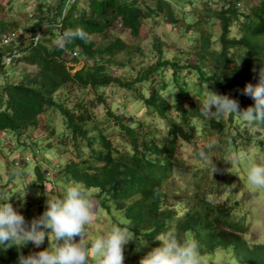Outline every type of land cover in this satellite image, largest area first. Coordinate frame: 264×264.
Returning a JSON list of instances; mask_svg holds the SVG:
<instances>
[{
	"label": "trees",
	"instance_id": "1",
	"mask_svg": "<svg viewBox=\"0 0 264 264\" xmlns=\"http://www.w3.org/2000/svg\"><path fill=\"white\" fill-rule=\"evenodd\" d=\"M90 1L89 8L85 9L77 1L61 0L51 17L40 6L34 26L23 31L8 32L5 25L0 27V39L15 36L12 46L0 48V77L6 78L0 83V131L12 136L15 155L20 147L29 146L33 150L31 154L20 151L24 162L17 164L16 155L12 166L24 169L29 163L28 155L37 156L35 178L30 186L44 190L51 174L43 165L40 147L48 139H32L31 134L36 132L41 138L49 133L57 139L56 148L63 149L61 154L73 152L56 170L59 173L56 180L63 181V191L69 184H79L91 191L93 200L101 208L118 213L115 219L120 227H129L137 237L143 236L150 249L162 243L155 239L157 234L171 232L182 240L194 241L204 259L231 252L236 264H264V243L251 244L246 238L249 229L245 218L239 217V200L219 201V195L231 183L226 178L230 173L225 159L233 153L248 157L249 146L260 134L258 131L264 132V123L246 127V122L240 124L244 121H240L238 114L228 115V122L210 120L200 112L193 95H206L208 86L211 91L220 90L222 95L236 99L241 111L254 106V99L244 95L243 89L248 83H258L259 71L264 68V0H156L153 5L144 0ZM163 17L171 26L183 24L191 42L199 45L197 59L182 62L185 50L179 54V60L171 59L156 37L153 63L142 66V71L135 74L133 67L127 66L133 62V54L128 52L127 64L118 60L132 46L122 35L111 39L110 34H117L119 23L139 37L145 19ZM43 23L46 24L41 32ZM215 26H220L219 35L213 30ZM76 29L87 33V40L65 35ZM28 33L30 36L22 39ZM37 34L40 35L35 40ZM93 35L102 36L105 45L93 41ZM52 39L63 45H55L50 42ZM15 48L21 57L8 66L5 57L12 55ZM80 62L84 63L83 68L73 72V65ZM20 63L35 70H23L20 81H11V69ZM114 67L128 68L130 74L119 75ZM171 86L177 87L172 92L175 103H170L162 92ZM70 87L85 93L92 89L100 103L112 97L110 89L113 95L114 89L135 91L136 99H141L145 109L165 121L166 134L161 137L144 121L128 119L121 113L124 102L116 103L115 108L107 104L109 115L114 117L123 135L116 144L96 123L93 102L83 103L79 99L76 105L67 106L66 95L61 92ZM51 110L61 113L63 130L52 118L48 119ZM237 116L239 120L235 121ZM184 143L195 144L198 155L207 153L211 165L208 175L200 180L199 190L193 194L194 201L187 199V203L176 205L169 202L165 183L176 173ZM210 143L213 146L209 150ZM259 143L264 147V140ZM44 147L53 149L51 144ZM215 166L218 170L213 172ZM11 170L14 176V169ZM210 174L217 176L205 187L203 184ZM8 188V182H0V203L7 202L4 194ZM178 206L184 211L177 210ZM45 208L46 202H43L33 218L39 217ZM47 244L46 237L42 249ZM21 255H30V249L0 246V264H19Z\"/></svg>",
	"mask_w": 264,
	"mask_h": 264
},
{
	"label": "rangeland",
	"instance_id": "2",
	"mask_svg": "<svg viewBox=\"0 0 264 264\" xmlns=\"http://www.w3.org/2000/svg\"><path fill=\"white\" fill-rule=\"evenodd\" d=\"M60 1L61 0H0V27L1 25H5L8 32L14 31L15 29L23 31L25 28H32L36 22L35 15L36 13H39L38 9L40 6L44 9L45 13L51 17L52 13L54 12L53 9ZM76 1L77 5L84 7L85 9H88L91 3L90 0ZM144 1H146L148 5H153V3L156 2V0ZM45 24L46 23L42 24V27L39 31L42 32V30L45 28ZM219 28L220 26L213 27L216 35H219L220 33ZM116 31L117 34H110L111 39H115L117 36L122 35V38L125 40V42L132 46L131 49H127L124 53L120 54L118 60L121 63L127 64L129 57L128 52L133 54V62L131 64H127V66L129 68L133 67V72H135V74L141 72L144 66H149L153 63L152 58L156 55L153 52L154 44L157 42L156 37L158 42L161 44L162 49L168 51V56L171 59L179 60V54H183L184 50L185 56H182L183 58L181 57L183 59L182 62H187L188 60L190 62H195V59H197L195 54L199 45L191 42L192 40L189 36L190 34L185 32L183 24L171 26L167 18H157V20L145 19L143 22L141 35L139 37L133 36L130 30L124 29L122 24L119 23L116 26ZM29 36L30 35L28 33L22 39H26ZM91 38L98 45H105L106 41L102 36L93 35ZM50 42H53L55 45H63V42L54 41L53 39ZM189 53H192L191 56H189ZM73 66V72H76L83 68L84 63H75ZM27 69L30 71L35 70V68H26L23 63L17 65V68H12L10 80L16 82L20 81L22 71H28ZM114 69V71L119 72V75L122 73L125 75L130 74L128 68L114 67ZM5 79V77H0V83H3ZM154 86L157 87V84H154ZM159 87L162 88L161 86ZM172 88L173 86L163 88L162 92L166 95L170 103H175V94H172V92L177 91V87L173 89ZM114 90H116L115 95L112 94V89L109 90L110 93H108L112 97H106L107 99L105 103H100L97 101V94L92 89H88L85 93V91L70 87L61 93L66 95L65 98L67 106L76 105V102L79 101V99L83 103L93 102L96 105V108L93 111L96 116V123L104 130L105 134L112 138L116 144L123 135L120 133V129L116 127L117 123L114 117L109 115L107 104L111 105L112 108H115L117 106L116 103L124 102L125 108L121 109V113H124L128 119L134 118L136 121H144L147 125H150V129L152 131L157 132V134L161 137L166 134L167 127L165 121L157 115L151 114L149 111H147L143 102L141 103V99H136L137 93L135 91H128V89L123 88ZM217 92L222 94L220 93V90ZM107 95L108 94H106V96ZM115 96L118 98V101L116 98H114ZM195 99L199 103V100L196 96ZM114 101L115 104L113 105ZM213 111H215L214 108ZM51 118L59 127V129L63 130L65 128L63 124V117L59 111L51 110L49 112L48 119L50 120ZM209 119L211 120L212 118L209 117ZM221 120L228 122V115ZM237 120H239L238 116L235 118V121ZM240 121H242L241 118ZM129 123L131 124L133 121L129 120ZM243 123L245 122H241L240 124ZM246 127H248V125ZM258 132L260 134L255 136V139L249 146L247 158L255 163L264 164V147L259 143L260 140H264V132L262 130H259ZM95 134L98 135L99 132L96 130ZM37 135L38 134L36 132L32 131L31 138L41 139L42 141L47 138L48 140L42 145L46 146L47 144H51L53 146V149L49 150L41 145L40 156L44 159L43 165L45 168H47L49 172L51 171V175L45 184L51 190L53 195L58 196V193L61 194L63 192V181L58 182V180H56V177L59 175L56 170L60 168L58 166L64 165L71 158L73 152L61 154L60 152H63V149L61 148V151H59V149L56 148L57 139L54 136H51L49 133H46L41 138H38ZM0 139L2 140L0 141V182L9 183V188L4 194V198L7 201L6 198L11 197L9 202L12 203L14 208L24 215L27 222H31L33 215H35L37 210L36 208H39V205H41L43 202H46L48 199L46 185L44 184V190H40L38 187L30 186L32 183L31 181L35 178L34 171L37 161L29 162L24 167V169L23 167H13L12 162L18 152L20 153V151L26 150L28 153H33V150L30 149L29 146L24 149L20 147V149L16 150L17 152L15 155V153H13L14 151L12 152V150H14V143L12 140L9 138L4 140L2 136H0ZM202 141L204 140H200L199 142ZM26 143L27 145L30 144V142L29 144L28 142ZM67 148L72 147L69 146ZM2 150L4 153H1ZM197 151L198 149L195 144H183L182 151H180L178 157V168L176 173L172 175L168 182L165 183V188L170 198L169 202L178 205L183 201H185L184 203H187L188 200L190 202L194 201L193 194L199 190L201 185L200 180L208 175V168L211 165V158L207 155V153H205L207 159H202L201 156L197 154ZM226 165L228 168L231 167V164L228 162ZM11 168L14 169V176L12 175L13 171ZM23 170H25L27 173ZM231 171L234 173L229 172L230 174H227L226 176V178L231 181L227 191L221 193V191H223L222 188L218 190L221 193L219 195V201L225 200L230 203L235 202V200H239L240 206L237 209L240 210L239 217L245 218V222L249 229L246 238L251 244L264 243V191L254 194L250 192L246 182L243 179H239V176H245L243 165L236 164L231 168ZM213 176L216 178L217 175L210 174L207 177L208 181L205 180V183L203 184L205 187L210 184ZM21 195L24 196L21 197ZM94 205L96 219L91 229L93 238L103 235L112 226H119L117 220L115 219V216L118 217V213L116 211H108L104 208H101V206L95 200ZM177 210L184 211L181 206H178ZM76 239L78 240L79 237ZM137 244L138 241H130L127 245H125L124 264H139L140 258L151 250L147 245L137 251ZM24 246L30 249V254L35 253V248H37L32 243H28ZM42 246L43 244L37 249L41 250ZM205 260L207 261V264H236L232 258L231 252L227 254H225V252H220L216 256H208L205 258ZM90 264H93V262L90 261Z\"/></svg>",
	"mask_w": 264,
	"mask_h": 264
},
{
	"label": "clouds",
	"instance_id": "3",
	"mask_svg": "<svg viewBox=\"0 0 264 264\" xmlns=\"http://www.w3.org/2000/svg\"><path fill=\"white\" fill-rule=\"evenodd\" d=\"M75 1L71 0V3ZM65 35L69 38H88L87 33L80 29ZM253 71H256L255 68ZM243 94L255 101L254 106L243 111L236 99L211 91L208 86L206 95H193L199 100L200 112L206 117L219 121L227 115L238 114L249 126L264 123V68L259 71L258 83H248ZM6 134L7 138H12ZM212 146L210 143L207 147L210 150ZM200 156L207 159L204 152ZM32 161L35 159L29 162ZM225 161L231 164L227 169L231 173H234L231 171L233 166L243 165L245 176H239V179L246 182L250 192L264 191V164L249 160L244 153L233 154ZM217 170L215 166L213 172ZM46 190L45 211L30 223L9 202L11 197L6 198V203H0V246L21 247L32 243L40 248L45 238L48 239V247L28 256L21 255L19 264H90V261L93 264H124V248L130 241H138L137 251L147 246L148 241L140 234L137 237L129 227L112 226L103 235L93 238L91 229L96 219L94 194L79 184H69L60 196L51 194L47 185ZM155 239L162 243L143 255L139 264H207L194 241L182 240L171 232L157 234Z\"/></svg>",
	"mask_w": 264,
	"mask_h": 264
},
{
	"label": "built area",
	"instance_id": "4",
	"mask_svg": "<svg viewBox=\"0 0 264 264\" xmlns=\"http://www.w3.org/2000/svg\"><path fill=\"white\" fill-rule=\"evenodd\" d=\"M40 34H37L36 36H34V39L38 40V37H39ZM14 42H15V36L14 35L6 36V37L0 39V48L1 47H5V46H12ZM18 43L19 42L17 41V43H16L17 46H18ZM20 57H21V54L19 53L18 48H15L13 50V54L12 55H9V56L5 57V63H6V65L9 66V65L12 64L14 59H19ZM0 136H2L4 140L8 139L6 132L0 131ZM28 156L29 157L26 158V161H28V162L31 161V160H34V158H37V156H32V155H28ZM24 158L25 157H23L22 155H20V153H18L17 154V160H16L17 164H21L22 162H24V161L21 160V159H24Z\"/></svg>",
	"mask_w": 264,
	"mask_h": 264
},
{
	"label": "bare ground",
	"instance_id": "5",
	"mask_svg": "<svg viewBox=\"0 0 264 264\" xmlns=\"http://www.w3.org/2000/svg\"><path fill=\"white\" fill-rule=\"evenodd\" d=\"M23 161V160H22Z\"/></svg>",
	"mask_w": 264,
	"mask_h": 264
}]
</instances>
